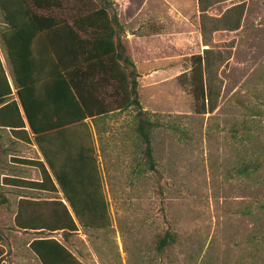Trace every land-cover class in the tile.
Instances as JSON below:
<instances>
[{"label": "rangeland", "instance_id": "rangeland-1", "mask_svg": "<svg viewBox=\"0 0 264 264\" xmlns=\"http://www.w3.org/2000/svg\"><path fill=\"white\" fill-rule=\"evenodd\" d=\"M195 6L184 4L180 24L169 3L136 17L135 32L159 33L132 43L140 103L159 124L156 171H139L132 109L100 121L95 143L112 225L72 234L86 264H264V0ZM192 54L204 61L206 113L195 111L189 91ZM165 231L175 242L157 250ZM44 235L62 240L18 232L0 210V264H39L25 242Z\"/></svg>", "mask_w": 264, "mask_h": 264}, {"label": "trees", "instance_id": "trees-1", "mask_svg": "<svg viewBox=\"0 0 264 264\" xmlns=\"http://www.w3.org/2000/svg\"><path fill=\"white\" fill-rule=\"evenodd\" d=\"M0 22V42L25 119L9 102L3 125L25 135L27 125L72 212H65L69 222L64 226L43 217L22 222L16 214L15 227L49 233H73L77 225L107 230L112 216L95 143L99 123L116 111L133 110L131 121L143 158L140 172L156 171L152 139L159 125L140 103L139 74L115 1L0 0ZM189 59L187 80L194 109L206 113L203 57L192 54ZM10 93L0 64V103ZM174 242L175 234L165 231L156 249ZM28 249L41 264H84L63 239L51 235L34 238ZM3 253L0 244V261Z\"/></svg>", "mask_w": 264, "mask_h": 264}, {"label": "crops", "instance_id": "crops-1", "mask_svg": "<svg viewBox=\"0 0 264 264\" xmlns=\"http://www.w3.org/2000/svg\"><path fill=\"white\" fill-rule=\"evenodd\" d=\"M191 2L192 6L196 4L195 7L198 10L199 0H123L120 4V11H123V14L126 15L124 20L125 33L130 44L132 58L133 42L145 43L146 37L159 34L151 33L149 35H141L134 31L139 27V22L135 21L136 17H139L141 12H152L160 7L164 8V6L169 3L171 18L178 21L180 24L184 16L182 8L184 4H191ZM207 8H209L208 5L206 7L203 6V10H207ZM130 23L134 25L131 30H129V26H126ZM1 24L0 22V25ZM203 45L206 47V44ZM0 64L11 90L9 98L5 102L0 103V210L4 212L5 216L12 219L14 227V218L16 214L22 222L30 221L36 217H43L53 223L61 221L64 226L69 222V217H66L65 212L68 213V216L72 215L71 208L51 172L47 168L41 152L33 142L27 125L24 127L27 132L26 135L18 131L17 127L3 125L5 121V113H3L4 108L9 102L10 104H14V107H17L19 115L23 120L25 119L16 95V89L13 85L11 69L6 57V52L4 55L0 51ZM41 182L44 183L45 186H40L39 183ZM15 228L18 232L22 233L46 232L41 229L40 231ZM81 228V226L77 225V230L73 233L76 232L78 236L81 237ZM53 232L59 233L60 237H62L61 235L63 234L62 239L65 246L81 262L84 263L85 257L90 258L87 253H78L77 243L72 238V232L66 233V231L60 229ZM36 237L40 236L30 237L25 242L27 248L29 242ZM0 244L2 247L4 246L2 243ZM38 263L41 264L39 261Z\"/></svg>", "mask_w": 264, "mask_h": 264}]
</instances>
